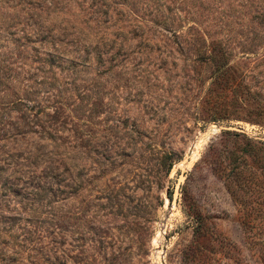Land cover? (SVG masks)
Wrapping results in <instances>:
<instances>
[{
    "label": "rangeland",
    "instance_id": "374dc122",
    "mask_svg": "<svg viewBox=\"0 0 264 264\" xmlns=\"http://www.w3.org/2000/svg\"><path fill=\"white\" fill-rule=\"evenodd\" d=\"M0 264H264V0H0Z\"/></svg>",
    "mask_w": 264,
    "mask_h": 264
}]
</instances>
